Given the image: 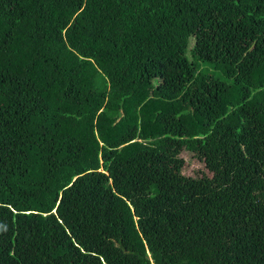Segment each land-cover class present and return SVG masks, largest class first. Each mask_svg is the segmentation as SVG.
I'll use <instances>...</instances> for the list:
<instances>
[{"label":"trees","instance_id":"trees-1","mask_svg":"<svg viewBox=\"0 0 264 264\" xmlns=\"http://www.w3.org/2000/svg\"><path fill=\"white\" fill-rule=\"evenodd\" d=\"M0 264H264V0H0Z\"/></svg>","mask_w":264,"mask_h":264},{"label":"rangeland","instance_id":"rangeland-1","mask_svg":"<svg viewBox=\"0 0 264 264\" xmlns=\"http://www.w3.org/2000/svg\"><path fill=\"white\" fill-rule=\"evenodd\" d=\"M185 165L183 169V174L190 177H201L202 174L210 176V173L205 169L204 164L197 160L190 154L184 153Z\"/></svg>","mask_w":264,"mask_h":264}]
</instances>
